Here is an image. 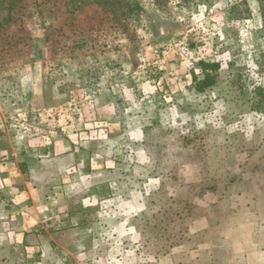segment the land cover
<instances>
[{
  "label": "rangeland",
  "instance_id": "374dc122",
  "mask_svg": "<svg viewBox=\"0 0 264 264\" xmlns=\"http://www.w3.org/2000/svg\"><path fill=\"white\" fill-rule=\"evenodd\" d=\"M127 1L0 0V264L40 262L6 249L30 214L15 157L39 185L64 160L58 194L109 244L47 264H243L264 246L257 1ZM201 60L220 70L195 93Z\"/></svg>",
  "mask_w": 264,
  "mask_h": 264
},
{
  "label": "crops",
  "instance_id": "0c3cea01",
  "mask_svg": "<svg viewBox=\"0 0 264 264\" xmlns=\"http://www.w3.org/2000/svg\"><path fill=\"white\" fill-rule=\"evenodd\" d=\"M70 156L73 160L74 156ZM33 161V159H19V157H15L10 170L11 172L15 170L18 174L16 177L19 176V178L6 180L19 189H27L29 199L26 203L29 204L30 208L29 221L19 219L17 226L10 230V237L15 238V245H13L14 242L11 240L9 245L13 246H6V249L10 247L19 250L36 249L40 253V262L38 264H47L50 262H61L62 256L69 253L71 249L77 251L78 249L85 248L91 253V250L109 247L108 243H106V246L99 244L96 236L91 234L92 229L85 219L87 217V210L80 208L81 212H73L74 208H71L72 204L69 198L65 197L66 193L64 195L58 194L59 188L57 185L60 182V173L66 167L63 163L64 160L61 159L60 162H55L57 168L55 178L43 176L44 185H39L34 180L33 167L31 165ZM3 167L9 168L7 164ZM22 168L24 172L21 171ZM23 173H25L26 177L23 176ZM45 181H49L50 184L45 185ZM54 181L56 183H53ZM92 191L93 194L94 189ZM47 196H49V202L37 203L46 200ZM53 196H55L54 203H51L52 199L50 198ZM37 204L40 206H37ZM61 211L68 216L64 222V227L67 226L66 229H61L58 225ZM74 220L78 226L71 229ZM83 234H86V236L83 237ZM5 243H0V249L3 245H8V242ZM102 255L100 252L95 253L96 258L102 259ZM67 258H70V256H67ZM243 264H264V246L257 247L255 251L247 253V256L243 258Z\"/></svg>",
  "mask_w": 264,
  "mask_h": 264
},
{
  "label": "trees",
  "instance_id": "16d2710c",
  "mask_svg": "<svg viewBox=\"0 0 264 264\" xmlns=\"http://www.w3.org/2000/svg\"><path fill=\"white\" fill-rule=\"evenodd\" d=\"M258 5L259 16L261 20V30H264V0H256ZM105 1H103L104 3ZM129 0L127 4H129ZM200 77L192 76L193 88L195 93H204L206 90L214 87L217 81L218 71L220 70L219 62H209L201 60L198 63ZM21 171L24 172L22 168Z\"/></svg>",
  "mask_w": 264,
  "mask_h": 264
},
{
  "label": "built area",
  "instance_id": "2783aa9c",
  "mask_svg": "<svg viewBox=\"0 0 264 264\" xmlns=\"http://www.w3.org/2000/svg\"><path fill=\"white\" fill-rule=\"evenodd\" d=\"M180 56L182 58H186L187 59V66L189 68H192L194 66L193 60L191 59V53L189 52L187 47H182L180 49Z\"/></svg>",
  "mask_w": 264,
  "mask_h": 264
}]
</instances>
